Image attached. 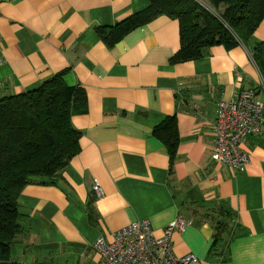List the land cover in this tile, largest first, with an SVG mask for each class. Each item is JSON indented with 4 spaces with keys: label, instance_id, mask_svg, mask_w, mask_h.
I'll return each instance as SVG.
<instances>
[{
    "label": "crops",
    "instance_id": "obj_1",
    "mask_svg": "<svg viewBox=\"0 0 264 264\" xmlns=\"http://www.w3.org/2000/svg\"><path fill=\"white\" fill-rule=\"evenodd\" d=\"M148 4L0 0V100L62 74L87 101L86 111L71 118L79 152L55 184H28L18 197L22 230L10 246L18 264H101L94 242L145 219L156 237L177 219L191 221L171 236L177 257L264 264V125L243 143L249 156L243 172L211 159L217 103L264 82L251 58L264 42V19L246 44L214 45L188 61L171 62L180 33L167 15L105 44L99 27ZM256 93L264 103L263 92ZM168 116L179 136L172 164L153 135ZM94 180L101 197L92 191ZM221 206L231 212L232 227L216 236L213 216Z\"/></svg>",
    "mask_w": 264,
    "mask_h": 264
},
{
    "label": "trees",
    "instance_id": "obj_2",
    "mask_svg": "<svg viewBox=\"0 0 264 264\" xmlns=\"http://www.w3.org/2000/svg\"><path fill=\"white\" fill-rule=\"evenodd\" d=\"M179 22L180 48L171 62L188 61L206 54L214 45L246 44L264 19V0H149L148 6L97 33L112 46L127 33L157 16ZM264 79V42L251 56ZM87 109L82 88L68 86L57 74L39 87L0 100V264H18L10 246L20 234L18 197L28 184H55L62 170L79 152L80 133L73 115ZM163 141L172 164L179 136L174 116L153 129ZM224 204V203H223ZM216 211V236L232 227L225 206ZM229 238L234 230L226 232Z\"/></svg>",
    "mask_w": 264,
    "mask_h": 264
},
{
    "label": "built area",
    "instance_id": "obj_3",
    "mask_svg": "<svg viewBox=\"0 0 264 264\" xmlns=\"http://www.w3.org/2000/svg\"><path fill=\"white\" fill-rule=\"evenodd\" d=\"M259 91L264 95V82L260 90H243L237 96L217 103L211 159L235 173L243 172L249 162L243 143L260 134L264 125V103L256 93ZM92 191L96 197L103 195L96 180ZM188 225L191 221L177 219L165 228L162 237H156L150 220H140L113 232L110 241L99 237L93 248L101 256V264H198L195 254L177 257L173 253L171 236L174 230H182Z\"/></svg>",
    "mask_w": 264,
    "mask_h": 264
}]
</instances>
